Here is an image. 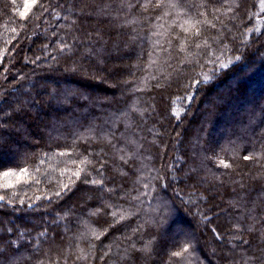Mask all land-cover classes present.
Segmentation results:
<instances>
[{"label": "trees", "instance_id": "1", "mask_svg": "<svg viewBox=\"0 0 264 264\" xmlns=\"http://www.w3.org/2000/svg\"><path fill=\"white\" fill-rule=\"evenodd\" d=\"M0 195V264L264 257V0H0Z\"/></svg>", "mask_w": 264, "mask_h": 264}, {"label": "snow or ice", "instance_id": "2", "mask_svg": "<svg viewBox=\"0 0 264 264\" xmlns=\"http://www.w3.org/2000/svg\"><path fill=\"white\" fill-rule=\"evenodd\" d=\"M150 2H151V0H145V4L150 3ZM160 2H162V0H160ZM33 3H35V0H33ZM21 15L23 16L24 13H21ZM109 143H111V141H109ZM249 159H250V156L249 155H245L244 156V160H249ZM221 163H223V162H221ZM225 167H227V165H225ZM5 175H7V173ZM77 175H78V173H77ZM92 183H96V181H92ZM65 187H67V186H65ZM54 195L59 196V195H61V193L59 191H57V192L54 193ZM4 200H5V197L3 195H0V202H3ZM121 219H123V216L121 217ZM93 235L96 236V233L93 232ZM96 238H99V237L96 236ZM217 238H219V234H217ZM257 239L261 241V244L257 245V247L259 248V250H260L261 253H264V232H261L257 236ZM242 243L244 245H246L247 248H249V249L252 247V244L249 241H246L245 240V241H242ZM132 247L134 248L135 245L133 244ZM140 251H142L145 254H147V253L150 252V248L146 244L143 247V249H141ZM183 251L187 252L188 249L185 248ZM171 255L172 256H175V257H180L181 253L180 252H173ZM257 261H259L260 264H264V257H262V256H256L255 257V260H254L253 257L250 255L249 258L243 262V264H257Z\"/></svg>", "mask_w": 264, "mask_h": 264}]
</instances>
